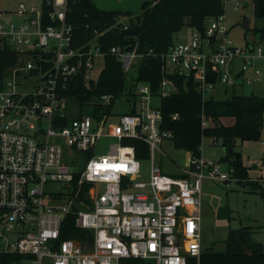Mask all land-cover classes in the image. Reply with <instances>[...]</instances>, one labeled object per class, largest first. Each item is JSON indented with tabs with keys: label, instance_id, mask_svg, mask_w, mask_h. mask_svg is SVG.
<instances>
[{
	"label": "built area",
	"instance_id": "obj_1",
	"mask_svg": "<svg viewBox=\"0 0 264 264\" xmlns=\"http://www.w3.org/2000/svg\"><path fill=\"white\" fill-rule=\"evenodd\" d=\"M67 12L68 0H47V8L43 0L20 2L14 11L19 22L0 11V47L18 55L0 79V257L16 256L12 264H130L136 258L200 264L203 183L237 181L233 168L223 171L220 162L192 155L183 174L173 176L156 164V149L173 137L161 127L160 104L153 103L176 91L166 76L157 95L138 83L135 113H117L114 103L109 113L79 115L81 103L64 93L76 76L88 87L97 82L93 70L106 54L98 38L106 31L80 42ZM128 25L118 21L110 28ZM191 29L188 41L161 55L164 74L193 77L203 97L217 84L229 88L264 77V44H233L224 15L204 33ZM108 53L126 73L142 57L137 43L131 49L113 45ZM210 73L215 82L207 79ZM113 101L104 94L89 106ZM103 137L118 141L93 155ZM129 138L147 143L150 157L138 158L135 146L124 143ZM48 183L61 187L48 190ZM71 214L81 231L62 237Z\"/></svg>",
	"mask_w": 264,
	"mask_h": 264
},
{
	"label": "trees",
	"instance_id": "obj_2",
	"mask_svg": "<svg viewBox=\"0 0 264 264\" xmlns=\"http://www.w3.org/2000/svg\"><path fill=\"white\" fill-rule=\"evenodd\" d=\"M47 8V0H43ZM254 6V27L249 30L259 38L264 36V0H252ZM224 0H150L142 4L140 14L131 18L126 28H110L122 15H132L131 11L106 10L96 6L93 0H68V21L76 31L78 41L85 42L93 31H106L98 40L105 54V65L96 83L88 87L80 76H76L64 93L70 100L76 98L82 105L81 112L99 116L101 112H111L114 101L106 106H89V101L111 94L114 99L126 93L129 108L126 113H135V87L140 82L150 85L152 93L158 94L161 81L166 76L176 86V91L160 101L162 112L161 127L171 131L174 145L185 149L193 156L201 155L204 137L221 141L225 154L220 161L233 168L237 182L248 181V167L242 153L237 150L239 141H256L261 138L264 128V95L237 94L236 91L225 98L205 96L197 89L193 77L170 72L164 74L162 54L175 44L177 34L185 27L196 28L204 33L209 17L224 15ZM108 29V30H107ZM137 43V51L142 54L131 71L135 83H127V76L121 61L108 53L113 45L131 49ZM247 43H257L256 41ZM259 43V42H258ZM150 52V53H149ZM18 55L7 46L0 47V79L7 66L16 63ZM235 90V88H233ZM175 115H177L175 117ZM207 121V125H204ZM136 148L137 157L145 160L150 157L149 145L144 141L129 138L124 141ZM248 183V182H246ZM264 197V189L257 183ZM89 185L84 187L87 190ZM263 233H264V226ZM81 229L75 225V216L69 215L62 227V237H78ZM251 226H242L228 232L224 240V250L203 251L200 264H264V244L253 238ZM14 255L0 257V264H12ZM130 264H152L143 259L129 260ZM15 264V263H14Z\"/></svg>",
	"mask_w": 264,
	"mask_h": 264
},
{
	"label": "rangeland",
	"instance_id": "obj_3",
	"mask_svg": "<svg viewBox=\"0 0 264 264\" xmlns=\"http://www.w3.org/2000/svg\"><path fill=\"white\" fill-rule=\"evenodd\" d=\"M41 0H0V11L10 12L9 17L15 22L21 19L14 13L17 10L20 2H25L26 5L31 3H40ZM225 6V23L228 27L227 37L237 46H243L248 41H262L264 38H259L254 35L248 26L243 24V16H247L251 20L249 27H254V6L252 0H224ZM142 8V6H141ZM140 8V9H141ZM139 9V8H138ZM136 13V15L140 14ZM131 18V15H122L118 17V21H127L123 18ZM215 17H209L207 23ZM111 27V26H110ZM192 29L185 26L176 36L177 38L188 41L191 36ZM98 31H93V36L90 40L97 38ZM264 37V36H263ZM254 38V39H252ZM258 41V42H259ZM105 65L103 59L96 62V67L93 70L94 79H98L100 73ZM136 72L131 71L127 76V83L133 84ZM137 86L135 87L136 90ZM235 88V90H233ZM227 90L228 93L225 92ZM236 91L237 94H257L264 95V77L252 83L243 82L239 80L234 87L226 88L222 84H217L211 92L206 96H215L217 98H225ZM127 93V92H126ZM122 94L115 101V110L117 113H124L129 108V103L126 102L127 95ZM154 102H158L154 99ZM156 104V103H155ZM75 106L72 105L70 111H74ZM259 140L239 141L237 150L242 153L243 160L248 167L249 179L248 183L245 181L239 183L231 181L228 185L226 183L205 180L202 188V205H201V243L203 251L207 250H224V240L227 238L230 230L238 229L242 226H251L254 230L253 238L264 244V197L260 193V189H255L252 183H257L264 189V130ZM115 137H103L99 140L93 155H102L107 153L110 143L117 142ZM161 150L156 149L155 161L162 170L169 175L179 176L183 174V169L189 165V158L191 152L185 149H178L175 147L173 140L167 139L160 144ZM225 151L222 142L214 143V139L204 137L201 146L202 158L207 160H218L224 156ZM144 178L148 175L150 161L146 160L143 163ZM221 168L223 171L229 169L227 162L221 161ZM255 185V186H256ZM60 183H48L46 188L48 190L60 189Z\"/></svg>",
	"mask_w": 264,
	"mask_h": 264
},
{
	"label": "crops",
	"instance_id": "obj_4",
	"mask_svg": "<svg viewBox=\"0 0 264 264\" xmlns=\"http://www.w3.org/2000/svg\"><path fill=\"white\" fill-rule=\"evenodd\" d=\"M93 1L96 4V6H98L99 8H102V9L131 11L132 12L131 18H133V17L136 16V13H139L140 10L142 11L141 6H142L143 2L150 1V0H93ZM131 18H129V19H131ZM123 19H127V21L120 20V23H123V24H128L129 23V20H128L127 16H126V18H123ZM249 24L251 25V20L250 19H249ZM252 39H254V38H252ZM180 40H183V39L177 38L176 42H178ZM258 41H256V42L258 43ZM259 43H262V41L261 42L259 41ZM225 92L228 93L227 90H225ZM135 93H136V90H135ZM155 99H157L158 102H153V103L154 104L155 103L156 104H160L161 99H159V98H155ZM263 130H264V128H263ZM262 134H261V136H262ZM219 142L220 141H218V142L214 141V143H216V144L219 143ZM263 144H264V142H263ZM191 156H192V154H190V158H191ZM200 156L202 157V155H200ZM190 158H189V161H190ZM214 161L220 162V164H221L220 159L214 160ZM229 168H231V167L229 166Z\"/></svg>",
	"mask_w": 264,
	"mask_h": 264
},
{
	"label": "water",
	"instance_id": "obj_5",
	"mask_svg": "<svg viewBox=\"0 0 264 264\" xmlns=\"http://www.w3.org/2000/svg\"><path fill=\"white\" fill-rule=\"evenodd\" d=\"M243 24H244L245 26H249V19H248L247 16H243ZM207 79H208L209 81H213V82H215V81H216V76H215V74L210 73V74L207 75Z\"/></svg>",
	"mask_w": 264,
	"mask_h": 264
},
{
	"label": "snow or ice",
	"instance_id": "obj_6",
	"mask_svg": "<svg viewBox=\"0 0 264 264\" xmlns=\"http://www.w3.org/2000/svg\"><path fill=\"white\" fill-rule=\"evenodd\" d=\"M113 167H119V166H113Z\"/></svg>",
	"mask_w": 264,
	"mask_h": 264
}]
</instances>
